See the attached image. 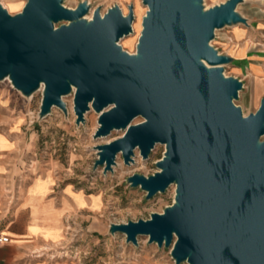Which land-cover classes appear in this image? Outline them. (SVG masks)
I'll list each match as a JSON object with an SVG mask.
<instances>
[{
	"label": "water",
	"instance_id": "1",
	"mask_svg": "<svg viewBox=\"0 0 264 264\" xmlns=\"http://www.w3.org/2000/svg\"><path fill=\"white\" fill-rule=\"evenodd\" d=\"M244 2L206 10L204 0H143L132 55L119 42L134 33L133 5L127 17L114 6L89 21L87 2L74 10L63 0H27L15 16L0 3V81L26 97L44 86L41 118L54 107L67 112L63 97L74 93L77 124L91 107L99 114L96 139L124 131L98 147L95 168L107 174L119 154L131 165L137 149L148 160L166 146L158 172L128 182L147 200L176 185L175 202L110 232L135 246L147 236L171 247L176 264H264V99L244 116L235 103L244 84L224 74L233 59L211 46L217 30L249 25L238 12Z\"/></svg>",
	"mask_w": 264,
	"mask_h": 264
},
{
	"label": "rangeland",
	"instance_id": "2",
	"mask_svg": "<svg viewBox=\"0 0 264 264\" xmlns=\"http://www.w3.org/2000/svg\"><path fill=\"white\" fill-rule=\"evenodd\" d=\"M226 1L204 0V7L209 10ZM83 2H87L94 12L100 9L102 15L114 6H119L124 15H128L129 6L133 5L137 32L123 38L119 44L124 51L137 52L142 20L148 11L143 0H63V5L76 9ZM0 3L10 15L15 16L23 11L27 0H0ZM13 7L18 10L12 11ZM91 9L87 16L91 17ZM238 12L249 25L236 24L217 30L211 46L220 55L233 59L232 63L224 66V74L244 84L235 103L247 117L258 111L264 99V2L248 0L238 7ZM257 64L261 66L256 67ZM39 91L26 97L14 88L8 78L0 81V94L3 95L0 113L4 129L19 125V131L15 132L27 140L24 148L17 151L21 169L35 176L49 173L60 188L70 186L74 190L100 194L103 198L102 203L100 197H95L98 198L95 205L100 208L102 204V207L93 218L82 216L76 224H71L64 255L74 264H176L171 247L159 248L156 243L150 244L147 236L139 237V245L135 246L127 242L124 234L110 232L112 224L148 220L153 213H163L175 202L173 187L147 200L145 191L133 188L128 182V178L135 174L149 177L158 172L157 163L164 157L166 146L156 145L148 160H144L137 149L131 165H126L122 154H119L113 172L105 174L103 167L95 168L99 158L98 147L121 138L124 131H113L107 137L96 139L99 114L91 107L85 121L77 124L74 93L63 97L67 112L54 107L48 116L41 118L44 91ZM142 121L138 118L133 124Z\"/></svg>",
	"mask_w": 264,
	"mask_h": 264
},
{
	"label": "crops",
	"instance_id": "3",
	"mask_svg": "<svg viewBox=\"0 0 264 264\" xmlns=\"http://www.w3.org/2000/svg\"><path fill=\"white\" fill-rule=\"evenodd\" d=\"M15 131L19 125L4 129L0 113V235L10 237L0 246V264H74L64 255L67 231L82 216L93 218L102 207L95 197L103 198L22 170L17 151L27 140Z\"/></svg>",
	"mask_w": 264,
	"mask_h": 264
},
{
	"label": "bare ground",
	"instance_id": "4",
	"mask_svg": "<svg viewBox=\"0 0 264 264\" xmlns=\"http://www.w3.org/2000/svg\"><path fill=\"white\" fill-rule=\"evenodd\" d=\"M246 2H247V0H246ZM145 8H148L147 6L145 7ZM74 10H76V9H74ZM148 10V9H147ZM122 12H123V10H122ZM93 13H94V11L91 9V17H90V15L89 16H87V17H85V19H87V20H89V21H91V20H93L92 18V16H93ZM123 14H124V12H123ZM134 14H135V7H134ZM104 16V15H103ZM125 17H127L128 15H124ZM146 16V15H145ZM144 16V17H145ZM144 17H143V19H144ZM135 18H136V15H135ZM135 23V22H134ZM134 23H133V30H134V33L133 34H131V36L132 35H134L135 34V31L137 32V28H136V26L134 27ZM58 28H56V30H57ZM142 31H143V20H142ZM142 33V32H141ZM141 36V35H140ZM128 37H130V36H128ZM128 37H126V38H128ZM126 38H124V39H126ZM123 39V40H124ZM139 42V41H138ZM131 54V53H130ZM136 54V53H135ZM132 55V54H131ZM209 68H211V67H209ZM10 80V79H9ZM44 91V86H42L41 87V89H40V91L39 92H43ZM99 124V123H98ZM117 159H118V157H117ZM173 188H175V194H176V185H173L172 186Z\"/></svg>",
	"mask_w": 264,
	"mask_h": 264
},
{
	"label": "built area",
	"instance_id": "5",
	"mask_svg": "<svg viewBox=\"0 0 264 264\" xmlns=\"http://www.w3.org/2000/svg\"><path fill=\"white\" fill-rule=\"evenodd\" d=\"M10 241V237L9 236H5V235H0V246L3 244H6Z\"/></svg>",
	"mask_w": 264,
	"mask_h": 264
},
{
	"label": "clouds",
	"instance_id": "6",
	"mask_svg": "<svg viewBox=\"0 0 264 264\" xmlns=\"http://www.w3.org/2000/svg\"><path fill=\"white\" fill-rule=\"evenodd\" d=\"M16 10H18L16 7H13V8H12V11H16Z\"/></svg>",
	"mask_w": 264,
	"mask_h": 264
}]
</instances>
